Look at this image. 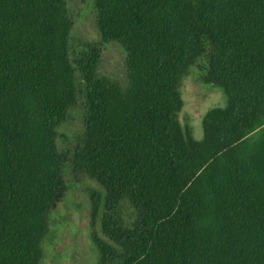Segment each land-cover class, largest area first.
Here are the masks:
<instances>
[{
  "label": "trees",
  "instance_id": "1",
  "mask_svg": "<svg viewBox=\"0 0 264 264\" xmlns=\"http://www.w3.org/2000/svg\"><path fill=\"white\" fill-rule=\"evenodd\" d=\"M192 72L227 98L200 140ZM85 180L96 264H264V0H0V264H42Z\"/></svg>",
  "mask_w": 264,
  "mask_h": 264
},
{
  "label": "rangeland",
  "instance_id": "2",
  "mask_svg": "<svg viewBox=\"0 0 264 264\" xmlns=\"http://www.w3.org/2000/svg\"><path fill=\"white\" fill-rule=\"evenodd\" d=\"M90 3L91 0H88ZM88 11L78 17L73 36L77 45L86 42L99 43L100 37L92 22L87 18ZM125 55L117 44H103L100 73L116 79L124 76ZM184 101L180 119L189 126L196 139L202 138V119L212 108L224 107L227 98L222 89L207 86L192 72L184 78L182 88ZM96 184L83 181L77 189L70 190L53 215L51 237L53 244L47 247L42 264H96L97 248L93 235L102 236L100 227L92 224L90 188Z\"/></svg>",
  "mask_w": 264,
  "mask_h": 264
}]
</instances>
